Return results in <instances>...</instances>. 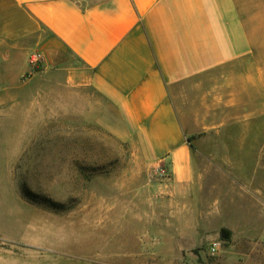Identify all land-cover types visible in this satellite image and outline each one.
Returning a JSON list of instances; mask_svg holds the SVG:
<instances>
[{
	"label": "crops",
	"instance_id": "crops-1",
	"mask_svg": "<svg viewBox=\"0 0 264 264\" xmlns=\"http://www.w3.org/2000/svg\"><path fill=\"white\" fill-rule=\"evenodd\" d=\"M32 52L40 55L35 69L27 64ZM31 71L28 81L48 77L44 88L19 85ZM9 92L29 96L28 118L14 119L18 127L55 121L53 95L68 118L76 98L77 120L128 147L123 175L107 201L96 200V215L155 243L151 255H182L206 239L244 235L218 209L234 207L245 184H254L264 208V152L257 176L244 174L242 160L244 145L259 137L190 141L184 131L217 111H264V0H0V96ZM42 93L50 97L43 105ZM24 102L14 100L15 117ZM225 126L228 119L215 124ZM17 137L18 145L36 140ZM208 140L221 146L198 145ZM158 163L169 179L153 183ZM247 232L264 236V222ZM44 241L42 234L1 238L0 264H50Z\"/></svg>",
	"mask_w": 264,
	"mask_h": 264
},
{
	"label": "rangeland",
	"instance_id": "rangeland-1",
	"mask_svg": "<svg viewBox=\"0 0 264 264\" xmlns=\"http://www.w3.org/2000/svg\"><path fill=\"white\" fill-rule=\"evenodd\" d=\"M31 74L32 71L20 78L21 87L39 89L49 82L48 77L28 81ZM53 82L54 86H60L61 80L54 77ZM12 94L0 96V217L7 221L0 224V239L18 236L25 240L42 234L45 246L40 249L49 255L50 264H264L263 234L257 237L247 232L255 227L260 229L264 222V208L253 197L252 182L244 185L234 207L218 209L223 221H239L244 235L231 239L218 237L220 248L213 256L207 255V245L212 242L209 239L182 255H174L171 249H165L163 255H151V244L155 243L137 239L135 235L128 237L127 233L119 232V226L112 229L107 216L96 215V200L107 201L110 184L123 175L129 162L128 147L99 127L77 120L76 98L69 100L68 118L60 112L61 96L53 95L54 106L58 108L55 121L41 126L38 121L35 127L26 122L25 127H18L14 119H20L23 113L28 118L29 96ZM22 98L25 102L17 104L15 117L14 100ZM37 98L43 105L50 97L42 93ZM185 115L190 119L189 113ZM226 119L229 126L215 127ZM253 121L252 127L237 126ZM201 124L184 128L190 141L219 136L259 137V143L244 145L246 156L242 160L247 177L261 173L264 111L254 116L242 111H217L201 120ZM17 136L36 140L18 145ZM213 142L198 145L221 146ZM10 159L12 167L8 169Z\"/></svg>",
	"mask_w": 264,
	"mask_h": 264
},
{
	"label": "built area",
	"instance_id": "built-area-1",
	"mask_svg": "<svg viewBox=\"0 0 264 264\" xmlns=\"http://www.w3.org/2000/svg\"><path fill=\"white\" fill-rule=\"evenodd\" d=\"M40 55L33 52L28 60V64L32 69H35L36 63L39 61ZM169 179V173L162 163L155 164L150 171L149 181L153 183L162 182ZM220 240L212 241L207 245V255L213 256L220 248Z\"/></svg>",
	"mask_w": 264,
	"mask_h": 264
},
{
	"label": "trees",
	"instance_id": "trees-1",
	"mask_svg": "<svg viewBox=\"0 0 264 264\" xmlns=\"http://www.w3.org/2000/svg\"><path fill=\"white\" fill-rule=\"evenodd\" d=\"M189 140V139H188Z\"/></svg>",
	"mask_w": 264,
	"mask_h": 264
},
{
	"label": "water",
	"instance_id": "water-1",
	"mask_svg": "<svg viewBox=\"0 0 264 264\" xmlns=\"http://www.w3.org/2000/svg\"><path fill=\"white\" fill-rule=\"evenodd\" d=\"M223 237V236H222Z\"/></svg>",
	"mask_w": 264,
	"mask_h": 264
}]
</instances>
